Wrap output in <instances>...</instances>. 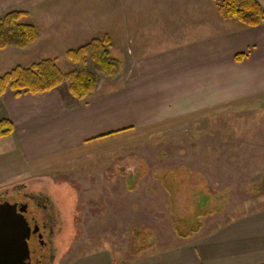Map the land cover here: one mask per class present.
<instances>
[{
  "label": "rangeland",
  "instance_id": "obj_1",
  "mask_svg": "<svg viewBox=\"0 0 264 264\" xmlns=\"http://www.w3.org/2000/svg\"><path fill=\"white\" fill-rule=\"evenodd\" d=\"M62 1L66 4L55 8L56 15L29 16L27 23L36 25L40 33L37 41L25 49H0V75L43 59H53L68 71L75 65L65 57L66 51L104 35L111 39V53L123 67L127 46L135 51L165 49L230 26L218 21L227 19L218 11L222 0L199 5L180 0L174 8L150 3L126 6L123 0ZM101 78L100 88L115 85L114 78ZM138 145L142 148L129 162L113 161L122 151L103 152L91 161L62 167L51 179L29 180L25 190L21 186L6 187L7 192L0 189V200L12 196L20 200L18 191L48 196L50 203H45L56 211L52 231L41 233L40 222L45 220L41 210L34 205L28 208L38 213L43 245L39 252L49 258L45 264H67L97 250L111 251L116 264H130L142 253L171 247L210 214L226 217L245 208L264 207V107L187 120L147 136ZM183 162L190 165H178ZM157 170L168 193L139 190V184L130 187L122 179L113 183L110 178L156 175ZM146 221L151 225L139 224Z\"/></svg>",
  "mask_w": 264,
  "mask_h": 264
},
{
  "label": "crops",
  "instance_id": "obj_2",
  "mask_svg": "<svg viewBox=\"0 0 264 264\" xmlns=\"http://www.w3.org/2000/svg\"><path fill=\"white\" fill-rule=\"evenodd\" d=\"M257 1L264 8V0ZM123 2L174 8L180 0ZM65 4L62 0H0V16L10 10L25 11L22 21L27 22L29 16L56 15ZM124 17L130 19L126 11ZM218 21L230 26L188 44L153 51L127 46L115 85L100 88L99 76L95 91L83 100L69 94L67 83L19 97L5 92L0 98V119L10 118L14 129L0 138V189H26L29 180L51 179L62 167L91 161L103 152L122 151L113 161L129 162L142 148L138 144L154 133L198 117L264 107V21L253 28L233 24V19ZM239 53L245 54L241 61L235 60ZM110 178L113 183L122 179L130 187L139 184V190L168 191L158 170L156 175ZM139 224L151 225L149 221ZM175 240L171 247L142 253L130 264H264V207L245 208L226 217L210 214L191 233ZM113 259L111 251L97 250L67 264H116Z\"/></svg>",
  "mask_w": 264,
  "mask_h": 264
},
{
  "label": "trees",
  "instance_id": "obj_3",
  "mask_svg": "<svg viewBox=\"0 0 264 264\" xmlns=\"http://www.w3.org/2000/svg\"><path fill=\"white\" fill-rule=\"evenodd\" d=\"M218 11L223 18L236 20L249 28L264 21V8L257 0H222ZM26 15L25 11L10 10L0 16V49H25L39 39L38 27L22 21ZM111 45V39L104 35L67 50L65 57L75 65L68 71H63L53 59L28 66L16 65L0 75V98L8 90L19 97L27 93H45L67 83L69 94L76 100H83L95 91L99 76L114 78L120 73L122 61L112 55ZM244 57V53H239L235 60L241 61ZM13 129L10 118L0 119V138L10 135Z\"/></svg>",
  "mask_w": 264,
  "mask_h": 264
},
{
  "label": "water",
  "instance_id": "obj_4",
  "mask_svg": "<svg viewBox=\"0 0 264 264\" xmlns=\"http://www.w3.org/2000/svg\"><path fill=\"white\" fill-rule=\"evenodd\" d=\"M27 202L0 200V264H41L42 237Z\"/></svg>",
  "mask_w": 264,
  "mask_h": 264
},
{
  "label": "flooded vegetation",
  "instance_id": "obj_5",
  "mask_svg": "<svg viewBox=\"0 0 264 264\" xmlns=\"http://www.w3.org/2000/svg\"><path fill=\"white\" fill-rule=\"evenodd\" d=\"M18 194H21V198L20 200H18L19 202H27L28 203V208L32 207L33 205L35 206V208H38L39 210H41L43 216H44V221L40 222V232L42 233V231L47 230L48 231H52V224L55 223V218H56V211H52V204L47 205L48 203H50V200L48 198V196L43 195L41 192H32V191H25V192H17ZM47 204H46V203ZM31 210V215L35 216V218L37 219V223L39 221V217H38V213H34L33 209ZM50 223V224H49ZM48 224V226H47ZM37 234H39L37 232ZM45 254H39L38 257L41 259V264H45L46 261H49V258L47 256L44 257Z\"/></svg>",
  "mask_w": 264,
  "mask_h": 264
}]
</instances>
